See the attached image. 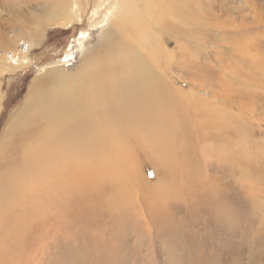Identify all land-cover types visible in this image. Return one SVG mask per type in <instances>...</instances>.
I'll return each instance as SVG.
<instances>
[{
	"label": "rangeland",
	"instance_id": "rangeland-1",
	"mask_svg": "<svg viewBox=\"0 0 264 264\" xmlns=\"http://www.w3.org/2000/svg\"><path fill=\"white\" fill-rule=\"evenodd\" d=\"M167 1L132 0L147 26L144 31L158 48L148 53L141 50L139 55L151 73L168 76L175 89L182 90L184 104L199 108L198 113L194 106L176 112L177 118L184 117L191 135L193 148L188 150L192 152L194 177L196 170L203 186L213 189L212 198L196 190L183 198L166 192L152 209L141 202L152 198L154 190L143 187L132 191L130 187L128 194L120 197L103 187L120 206L109 215L103 214L105 207L98 209L102 213L91 214L83 210L81 202L67 207L62 204L60 199L71 198L70 193L59 190L58 181L45 178L40 163L41 173L25 172L7 180L2 189L5 200L0 202V234L7 232L9 240V246L0 247L2 264H264V0H195L189 6L184 3V8L171 9ZM50 3L0 0V42L9 39V44H0V58L17 49L26 50L30 61L11 73H0V138L25 102L33 81L43 75L39 67L59 69L61 80L76 75L79 65H105L97 56L90 62L84 52L98 44L105 27L122 37L113 21L91 28V20L102 19L104 13L102 7L96 10L91 3L83 7L82 20L71 27L43 26L39 30L35 19ZM72 7V12L79 11L76 4ZM92 9L97 11L94 17ZM82 32L89 35L81 39ZM148 41L146 38L144 43ZM69 46L71 50H67ZM95 71L100 75L98 68ZM100 77L108 79L107 73L101 72ZM73 82L76 92L83 87L88 96L89 75ZM162 92L155 97L160 112L163 105L170 107ZM169 134L174 137L166 144L174 148L181 133ZM114 147L110 142L102 149L96 143L95 152L101 149L109 154ZM130 148L135 155L133 146ZM129 150L126 157L132 154ZM102 159L98 155L95 166L102 172H115L111 175L123 176L127 172L123 167L132 164L141 169L138 162L124 163L119 157L110 168H104ZM141 163V177L145 174L149 182H156L147 159ZM62 177L64 184L67 176ZM75 178L71 183L77 181L74 185L80 187L84 182ZM163 182L158 181V188ZM126 184L120 182V186ZM13 189L24 191L22 200L13 203ZM40 190L42 207L52 217L44 219V225H25L26 214L28 218L36 216L30 212L36 209L37 201L32 206L31 202L36 200L34 192ZM82 194L79 189V199ZM25 201H29L27 207L21 206ZM66 210L76 213L63 214ZM6 217L11 223H4Z\"/></svg>",
	"mask_w": 264,
	"mask_h": 264
},
{
	"label": "bare ground",
	"instance_id": "bare-ground-1",
	"mask_svg": "<svg viewBox=\"0 0 264 264\" xmlns=\"http://www.w3.org/2000/svg\"><path fill=\"white\" fill-rule=\"evenodd\" d=\"M44 1L47 2V0ZM48 1L51 2L49 6L44 5L40 11L42 15L35 19L39 30H43V26L71 27L82 20L84 9L91 3L96 10L98 7L104 10L102 19L91 20V28L99 29L106 26L107 22L113 21L122 37L105 27L106 29L103 28L100 32L98 44L84 52L88 55L90 62L99 57L104 59L105 65L94 62L91 68L79 65L76 75L66 76L61 80H59L61 78L59 69L45 66L38 68L43 75L33 81L25 102L9 125L5 127L0 138V202L5 200V192L2 189L7 180L34 170L41 173L40 163L45 178L48 176L51 180L58 181V189L64 188L66 195L70 193L71 198L66 196L62 201L60 199V202L66 207L69 204L79 205L81 202L84 204L83 210L91 214L102 213L98 209L105 207L103 214L109 215L120 206L102 191L103 187L107 193L113 195L116 193L120 197L127 195V189L130 187L132 191L142 190L143 187L148 188L150 192L154 190L156 192L150 193L152 198L141 202L151 208V205L160 199V195L166 192L183 198L196 190L212 198L213 189L203 186L204 181H201V176L196 170L197 177H194L192 152L189 151L193 148L190 144L191 135L184 117L177 118L176 112L181 107L187 111L193 106L198 107L184 104L186 96H182V90L175 89L173 81L168 76L163 77L157 72L155 76L151 73L145 61L141 59L139 55L141 50L148 53L158 48L155 41L144 31L147 26L144 27L142 17L132 5L134 4L132 0ZM190 2L194 3L195 0H168L166 6L168 9L184 8V3L189 6ZM75 4L79 11L74 13L71 10ZM148 7L151 8L150 4ZM96 10L92 9L91 17L97 13ZM232 24L233 20L230 19L229 25L232 26ZM83 33H80L79 38L85 39L89 35ZM146 38L149 40L148 43H144ZM4 39L0 44H9V39ZM27 46L28 44L26 49ZM71 48L72 46H69L67 50ZM9 53L6 52L0 58V73L4 71L11 73L30 63L26 50L15 49L10 56ZM71 53L67 56H71ZM20 57H26V59ZM8 58H11V61L14 58L13 62ZM19 58L20 64H17L16 61L18 62ZM64 60L68 61L69 58ZM97 68L100 70V75L95 71ZM101 72L103 75L107 73V80L104 81L100 77ZM87 75L90 76L91 85H88L90 89L88 96L84 95L83 87H79L76 92L73 82H81ZM161 86L164 88L162 89ZM160 91H163L161 97L170 103V107L166 104L162 106V113L157 109L161 106L155 99L160 96ZM90 102L93 104L91 105ZM196 110L200 112L199 108ZM172 132L181 133L175 138L178 143L180 140V143L174 148L166 144L167 139L174 137L169 134ZM180 137L184 138L180 139ZM110 142L115 147L109 154L102 152L101 149L98 153L95 152L96 143H100L102 149H105ZM123 143H130L135 155L132 150H129L130 146H124ZM128 150L132 154L126 157V154H129ZM98 155L103 156L100 164L104 168H110L114 159L119 157L124 163H135V165L139 163L141 169L132 164L129 167H123V171H127L123 176L111 175L115 172L106 170L102 172L98 166H95ZM140 157L143 161L147 159L153 167L156 182H149L145 174L144 179L143 176L141 177L143 170ZM184 160H188L189 164L185 165ZM63 174L67 176L64 184H62ZM75 177H78L80 182H84L80 187L74 185L77 181L71 183V180L76 179ZM161 179L164 184L158 188L161 183L158 181ZM121 181H126L127 184L120 186ZM44 182L47 183V180ZM79 189L83 191L80 199L77 196ZM34 193H36V200H32L31 206L35 201L37 204L36 209L30 214L36 216L28 218L26 214L24 224L44 225L46 223L44 219L51 218L52 214L46 213L42 207L43 190ZM23 195L24 191L20 189H13L10 194L13 203L22 200ZM29 201H25L21 206L27 207ZM60 207L61 204H58V210ZM68 212L74 214L76 210H66L63 214ZM9 218L6 217L4 223H11ZM7 235V232L0 234L2 249L9 246Z\"/></svg>",
	"mask_w": 264,
	"mask_h": 264
},
{
	"label": "built area",
	"instance_id": "built-area-1",
	"mask_svg": "<svg viewBox=\"0 0 264 264\" xmlns=\"http://www.w3.org/2000/svg\"><path fill=\"white\" fill-rule=\"evenodd\" d=\"M66 62V61H65Z\"/></svg>",
	"mask_w": 264,
	"mask_h": 264
}]
</instances>
